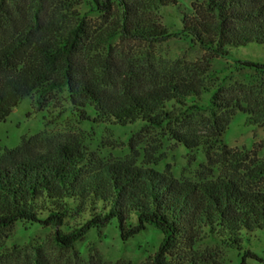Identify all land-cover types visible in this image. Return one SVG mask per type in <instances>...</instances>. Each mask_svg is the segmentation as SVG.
<instances>
[{"label":"trees","instance_id":"obj_1","mask_svg":"<svg viewBox=\"0 0 264 264\" xmlns=\"http://www.w3.org/2000/svg\"><path fill=\"white\" fill-rule=\"evenodd\" d=\"M90 1L103 17L98 31L73 1L0 0V123L26 97L39 110L50 106L63 114L66 106L52 97L61 91L81 121L160 128L179 118L180 106L212 92L205 138L172 133L208 160L216 146L225 151L222 135L236 112L249 124H264V105L214 90L204 80L207 69L193 63L185 72L166 67L159 73L135 48L111 45L115 38L152 43L179 34L197 43L209 63L230 48L264 44V0L193 2L176 31L159 20L160 10L175 0ZM49 144L39 132L0 154V229L15 222L64 226L68 232L58 240L71 244L113 220L122 240L152 226L162 240L151 264H222L214 253L195 249L205 237L240 249L242 232L264 231V190L258 187L227 176L177 179L153 168L161 161L153 156L140 163L110 161L77 141L45 148ZM248 257L256 258L245 250L239 264Z\"/></svg>","mask_w":264,"mask_h":264},{"label":"rangeland","instance_id":"obj_2","mask_svg":"<svg viewBox=\"0 0 264 264\" xmlns=\"http://www.w3.org/2000/svg\"><path fill=\"white\" fill-rule=\"evenodd\" d=\"M69 1H73L75 9L84 15L94 31L104 26L103 17L90 0ZM175 1L159 12L160 22L171 31L181 27L183 15L191 12V4L202 0ZM111 45L117 50L135 48L148 66L159 73L166 67L185 72L194 63L201 70H208L203 77L214 90H221L246 104L264 105V44L249 43L230 48L228 56L214 58L209 63L206 62L207 53L197 43L179 34L152 43L120 42L115 38ZM249 62L258 66H248ZM52 97L66 106L63 114L54 113L50 106L47 110H39L33 97L24 98L10 112L0 123V154L18 145L22 137L41 132L50 143V147L45 148L72 140L110 161L137 160L140 163L153 156L161 159L153 168L169 172L177 179L227 176L246 187L264 190V124L247 123L246 114L236 112L232 117L222 135L225 151L220 145L216 146L211 160L201 148L187 149L172 139L173 131L178 130L192 137L205 138L212 92L203 93L195 103L180 106L179 118L160 128H142L140 124L116 127L81 121L65 102L64 92L57 91ZM70 223L71 220L67 225ZM67 232L64 226L53 228L22 222L1 228L0 264H151L162 240L161 232L152 226L122 240L114 220L100 229H89L71 244L58 240L59 234ZM241 237L240 249H227L209 237L195 249L204 254L214 253L222 264H239L243 252L249 250L256 258L248 257L246 264H264V231L242 232Z\"/></svg>","mask_w":264,"mask_h":264}]
</instances>
